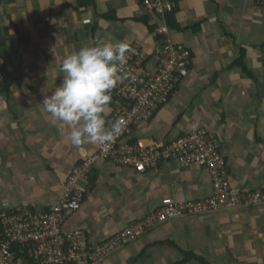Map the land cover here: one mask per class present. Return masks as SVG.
<instances>
[{"label":"crops","instance_id":"0c3cea01","mask_svg":"<svg viewBox=\"0 0 264 264\" xmlns=\"http://www.w3.org/2000/svg\"><path fill=\"white\" fill-rule=\"evenodd\" d=\"M169 1V36L190 53V73L131 140L162 147L205 130L220 146L232 191L244 199L264 192V7L253 0ZM159 23L139 0H87L84 7L77 0H1L9 76L0 54V211L47 212L72 169L97 151L99 144L73 147L42 106L62 82L64 58L102 41L125 42L151 67ZM77 186L86 193L64 228L84 231L93 248L157 211L164 198L212 195L205 170L169 161L143 173L97 161ZM202 262L264 264V203L164 223L95 264Z\"/></svg>","mask_w":264,"mask_h":264},{"label":"built area","instance_id":"2783aa9c","mask_svg":"<svg viewBox=\"0 0 264 264\" xmlns=\"http://www.w3.org/2000/svg\"><path fill=\"white\" fill-rule=\"evenodd\" d=\"M142 8L160 21L156 33L162 38L152 66L148 57L135 46L123 66V79L112 90L109 126L123 120V131L109 143L99 144L96 153L74 167L56 203L47 211L20 213L0 211V264H95L101 258L128 246L158 226L184 217L264 203V192L243 198L232 191L226 165L216 139L205 130H195L162 147H145L133 142V129L148 122L156 111L167 105L180 81L190 73L191 57L182 45L169 36L167 16L175 9L169 0H139ZM264 7V0H253ZM86 22V21H85ZM199 74H197L198 76ZM97 161L143 173L161 161L179 167L196 166L208 172L211 197L204 201H175L164 198L161 207L143 220L93 248L82 230H67L64 224L80 210L86 189L77 181L87 180Z\"/></svg>","mask_w":264,"mask_h":264},{"label":"clouds","instance_id":"9594fccd","mask_svg":"<svg viewBox=\"0 0 264 264\" xmlns=\"http://www.w3.org/2000/svg\"><path fill=\"white\" fill-rule=\"evenodd\" d=\"M132 51L125 42L102 41L64 58L60 67L62 82L45 96L42 106L58 123L62 135L67 130L73 147L109 143L123 131L122 119L109 126L104 113L111 102V91L123 79V66Z\"/></svg>","mask_w":264,"mask_h":264},{"label":"trees","instance_id":"16d2710c","mask_svg":"<svg viewBox=\"0 0 264 264\" xmlns=\"http://www.w3.org/2000/svg\"><path fill=\"white\" fill-rule=\"evenodd\" d=\"M78 1V3H79V5L81 6V7H84L85 5H86V3H87V0H85V2H84V0H77ZM88 4H92L93 5V1H89V3ZM153 32V31H152ZM154 33V32H153ZM157 37H158V40H161V37L160 36H158L157 35ZM8 86H6V88L2 91V93H7L8 91ZM225 161V160H224ZM208 173V172H207ZM208 176H209V174H208ZM209 179H210V176H209ZM84 198V197H83ZM8 212H16V213H20V211L19 210H10V211H8ZM208 213H211V212H208ZM0 239H1V237H0ZM190 257H188L187 256V260L189 259ZM203 263V262H202ZM204 264V263H203ZM207 264V263H206Z\"/></svg>","mask_w":264,"mask_h":264},{"label":"water","instance_id":"95a60500","mask_svg":"<svg viewBox=\"0 0 264 264\" xmlns=\"http://www.w3.org/2000/svg\"><path fill=\"white\" fill-rule=\"evenodd\" d=\"M0 3H1V0H0ZM3 41V36L1 34V31H0V54L2 56V58L4 59V65H5V71H6V74L9 76V66H8V63H7V53L4 51V49L1 47V43Z\"/></svg>","mask_w":264,"mask_h":264}]
</instances>
